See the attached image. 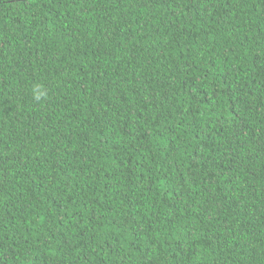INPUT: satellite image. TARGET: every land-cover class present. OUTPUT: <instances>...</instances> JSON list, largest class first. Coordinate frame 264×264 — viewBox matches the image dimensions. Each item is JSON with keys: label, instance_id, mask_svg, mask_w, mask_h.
I'll return each instance as SVG.
<instances>
[{"label": "trees", "instance_id": "16d2710c", "mask_svg": "<svg viewBox=\"0 0 264 264\" xmlns=\"http://www.w3.org/2000/svg\"><path fill=\"white\" fill-rule=\"evenodd\" d=\"M0 264H264V0H0Z\"/></svg>", "mask_w": 264, "mask_h": 264}, {"label": "clouds", "instance_id": "9594fccd", "mask_svg": "<svg viewBox=\"0 0 264 264\" xmlns=\"http://www.w3.org/2000/svg\"><path fill=\"white\" fill-rule=\"evenodd\" d=\"M40 98H41V96H40V95H37V96L35 97V99H36L37 101H39V100H40Z\"/></svg>", "mask_w": 264, "mask_h": 264}]
</instances>
